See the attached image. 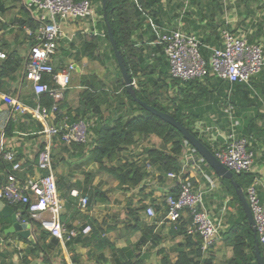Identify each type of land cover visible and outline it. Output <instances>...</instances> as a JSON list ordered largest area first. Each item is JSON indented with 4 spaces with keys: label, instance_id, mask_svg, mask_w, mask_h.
Returning a JSON list of instances; mask_svg holds the SVG:
<instances>
[{
    "label": "crops",
    "instance_id": "crops-1",
    "mask_svg": "<svg viewBox=\"0 0 264 264\" xmlns=\"http://www.w3.org/2000/svg\"><path fill=\"white\" fill-rule=\"evenodd\" d=\"M25 1L0 0V50L7 55L14 53L16 59L20 61L19 69L15 74L0 76V157L4 163H12L11 174L19 182H24L29 177L39 174L37 169L38 155L44 145L43 125L27 113H15L11 106L4 101L6 98L12 99L28 109L37 105V96L33 92L32 84L27 82L24 76L25 62L33 45L31 34L28 33L29 28L21 24L26 22L27 15L32 16ZM88 1L94 12L92 17L82 20H69L60 24L63 37L58 42V52L53 58V66L59 70L64 69L69 64L75 67L70 79L74 83L69 85L61 103L62 117L66 116L68 111H74L79 107L81 95L86 89L82 84L83 79L88 78L87 80H89L93 77L95 81L104 83L105 88L99 90V94L103 98V103L99 106L101 119L99 120L97 117L91 119L98 123V121L113 120L109 118L114 117L118 110H121L116 105L115 98L121 100L118 103L121 102L122 105L127 103V99L121 89L116 92L113 91L116 71L113 68L114 61L111 54L109 59L112 60L110 67L113 70L109 75L101 73L103 58L98 50L105 43V36L102 37L105 33L101 25L102 17L99 11L104 2L103 0ZM162 5L163 15L160 19L162 26L151 24L155 28L152 30L156 31L157 39L160 29L195 34L200 39V43H204V45L202 44L203 47L211 52L212 49L221 48L220 31L227 28L234 35L243 37L247 43L260 45L264 49V0H198L192 5H189V0H163ZM91 37L95 38L98 43L94 56H99L102 62L90 61L83 54L82 46ZM147 40L148 36H143L141 40L137 41V47L141 43H146ZM72 43L73 47H70ZM241 84L247 85L248 91L251 93L247 98L245 89L235 90V112H238L240 119L252 121L253 135L248 139L246 138L248 141L251 139L255 141L253 145L254 162L250 173L255 175L254 183H256L258 197L264 205V119H260V116L264 114V69L248 83ZM134 86L135 82H133ZM209 91H211L210 87ZM95 95H98V91L95 92ZM211 97L212 99L201 105L204 111L200 115L203 119L201 121H206V123L211 121L209 124L211 126L204 128L203 122H199L195 128L201 134L208 133L211 135V140H215L217 137L223 143L232 130L238 137L239 135L243 137L239 131L240 125L234 119H230L231 127L228 133L229 127L225 122V114L228 115L231 108L228 106L223 108L219 105V98L216 93H213ZM9 124L10 128L8 127ZM93 138L90 130L89 143ZM223 143L222 145H224ZM88 144L84 145L83 150H72L54 140L51 148V168L56 185L57 181L60 180V184L64 183L65 187L63 192L59 191L57 186L58 195L63 204L67 201L66 198L62 197L63 195L77 197L87 187L85 184L88 180H86L87 176H89L87 184L103 193V201L98 202L88 211L79 209V213L75 214L72 210L66 211L64 205L60 215L64 217V224L76 228L86 224L87 219L89 221L94 220L99 225L102 238L107 239L108 243L116 249L130 254L133 257L132 262L135 261L134 256L137 254L145 255L147 253L145 264H174L179 245L183 244L184 239L174 233L172 224L166 221L161 213H154L153 218H149L146 212L140 214V218H144V226L140 230L128 231L125 228V223L128 221L126 209L129 203L138 206L140 201L143 203H148L150 200L161 201L164 197L169 196L176 185V181L167 177L160 184L150 177L136 189L128 192L119 190L117 183L100 172L97 166L93 164L85 166L84 161L88 158ZM159 144L160 141L154 137L140 140L135 147L130 149V153L137 156L142 153L143 149L158 147ZM187 152L189 154L188 149L185 153ZM6 153L14 155L12 161L3 158L2 155ZM194 155L197 160L201 159L196 151ZM183 157L181 158V166L184 162ZM150 172L155 176L158 174L155 170H150ZM7 173L8 171L5 172L0 166V180L5 175L7 176ZM184 177L190 181L195 190L202 193L204 210L215 225L219 226L217 238L209 250L201 249L203 258L210 256L214 259L215 264H225L231 258L232 252L231 248L224 243L223 233L228 228V222L236 217L238 206L227 194L222 178L210 169L204 160L200 163V169L193 165L185 167ZM142 188L144 190L140 192ZM2 217L0 214V228ZM188 220L189 218L183 215V222H188ZM9 222L11 226L10 218ZM149 228L152 231H150L147 243L142 245L140 252L136 251V246L139 244L144 231ZM27 249V244L19 242L14 233L4 232L2 234L0 232V253L5 255V258L0 257V264H20V255H10V253L14 250L24 252ZM28 261V264H43L39 259L28 258ZM60 262L65 264H114L109 247L96 249L88 241L73 243L70 246L60 244L58 252L52 256L51 263L60 264Z\"/></svg>",
    "mask_w": 264,
    "mask_h": 264
},
{
    "label": "trees",
    "instance_id": "trees-1",
    "mask_svg": "<svg viewBox=\"0 0 264 264\" xmlns=\"http://www.w3.org/2000/svg\"><path fill=\"white\" fill-rule=\"evenodd\" d=\"M196 1L198 0H189V5H192ZM162 2L163 0H106L103 3L99 14L102 17L101 25L105 33L104 40L108 44L109 52L116 66V79L113 82V91L116 92L121 89L127 99V103L122 105L121 102L118 103L121 100L115 98L114 101H117L116 105L121 110H118V113L114 117L109 118L113 120L98 121V123L94 122V120L92 121V117L101 119L99 106L103 103V98L99 94V90L105 88V86L101 81H95L91 77L89 80H87L88 78L82 80L83 87L86 89L81 95L79 107L74 111L66 113L70 122L84 119L92 123L90 130L94 138L87 145L88 158L84 161L85 166L92 164L97 166L100 172L106 174L117 183L119 190L125 192L140 187L150 177L161 184L168 174L178 175L181 172V158L187 149L193 148L183 139L181 133L168 123L146 111L126 92L114 52L109 42L107 26L110 27L117 49L121 52L124 59L127 73L132 81L135 82V86L133 87L134 95L141 102L174 118L214 154L215 151L223 146V141L217 137L215 140H211V135L208 133L201 134L195 127L197 123L203 122L200 115L204 109L201 105L212 99L213 96L211 97V95L216 93L219 98V105L223 106V108L227 106L231 108L229 114H225V122L229 127L228 133L231 127L230 119H234L240 125L239 131L242 133V138L248 139L253 135L252 121L249 120L248 122V119H240L238 112H235V90L245 89V94L248 98L251 92L248 91L249 87L247 85L221 80L210 75L202 80L190 81L175 80L169 76V67L164 55L163 45L159 43L151 27V24L162 26L160 22L161 15H163ZM29 15H27L26 22L21 24L29 28L33 39L32 47H34L37 44L35 36L39 24ZM143 36H148V40L137 47V41L141 40ZM198 40L200 42L199 38ZM202 44L204 45V43H200V53L208 65L211 52L206 50ZM70 47H73V43L70 44ZM82 47L83 54L90 61L102 62L99 56H94V52L98 47L95 38L91 37ZM19 66L20 61L16 59L14 53H9L6 60L0 64V76L4 77L15 74ZM58 70V68H55V71ZM42 80L43 82H50V76L44 75ZM51 85L54 86L52 83ZM209 87L211 91H209ZM96 91H98V95H95ZM36 100L38 105L44 106L47 109L52 105V100L46 94L38 95ZM123 106L125 107L123 108ZM61 109L62 106H60ZM61 118L62 115L58 116V119ZM260 119H264V114L260 116ZM210 123L211 121H207V123L206 121L203 122L204 128L211 126L209 125ZM8 127L10 128V124ZM150 137H154L160 141L158 147L145 148L141 154L137 156L131 155V148L135 147L140 140H147ZM58 142L61 143L60 141ZM248 142H251L249 143V149L253 150L255 141L251 139ZM64 146L72 150H83L85 148L84 145L75 144ZM204 163L207 164L205 161ZM0 166L5 172L8 171L9 174L7 173V176L12 175V163L6 164L2 157H0ZM150 170H155L158 174L155 176L151 174ZM232 175V181L222 179L227 189V194L232 197L233 202L238 206L236 217L228 222V228L223 233L224 243L227 247L231 248L232 252L231 258L225 264H257L255 246L258 238L257 235L256 238L254 237L252 229L247 224V219L233 185L235 183L246 197V191L253 185L255 175L250 172ZM5 176L0 182L4 181L7 177ZM86 180L85 184L87 187L77 197H71L70 195L62 196L67 199V203L65 202L64 204L66 211L72 210L75 214H78V200L83 196L88 197L87 211L98 202L103 201V193L87 184L89 176L86 177ZM57 186L59 191H65L64 183L60 184V180L57 181ZM143 190V188L140 189V192H143ZM178 192L179 187L176 183L169 195L176 197ZM9 206L15 214L21 213L23 218L27 217L26 206ZM149 207L153 209L155 214L161 213L162 217L166 216L168 207L165 197L161 201L150 200L148 203L140 201L138 206H133L132 203H129L126 209L128 221L125 223V228L128 231L140 230L144 226V218H140V214L144 213ZM183 215L189 218L188 222H183ZM2 218L0 232L3 234L10 227V222L9 218ZM60 222L64 224V217L60 216ZM190 223L191 219L187 212L182 213L176 222L171 223L172 229L175 231L174 233L184 239L183 244L179 245L177 259L174 264H215L212 257L203 258L201 251L202 240L197 234L189 233ZM64 225L67 229H76L79 232L86 226L90 227L87 235L79 234L75 239L66 243V246L88 241L96 249L109 247L114 264H145L147 253L145 255L137 254L134 256L135 261L132 262L131 259L133 257L130 254L128 255L124 251L116 249L108 243L107 239L102 238L99 225L94 220L89 221L87 219L86 224L76 228L67 224ZM33 229L38 236L35 244L32 245L17 237L19 242L27 244L28 249L24 252L14 250L10 255H20V264H28V258L33 260L39 259L43 264H52V256L58 252V248L60 247L59 241L51 237L49 233L43 231L37 223L33 222ZM150 231H152L150 228L144 231L139 244L136 246V251L140 252L142 245L147 243ZM259 251L264 258V252L260 246ZM0 257L5 258V255L0 253ZM60 264L65 263L60 262Z\"/></svg>",
    "mask_w": 264,
    "mask_h": 264
},
{
    "label": "built area",
    "instance_id": "built-area-1",
    "mask_svg": "<svg viewBox=\"0 0 264 264\" xmlns=\"http://www.w3.org/2000/svg\"><path fill=\"white\" fill-rule=\"evenodd\" d=\"M25 4L39 24L35 36L37 44L30 49L25 62V80L32 84L36 96L48 95L52 105L47 109L37 104L36 107L28 109L15 100L8 98L4 100L15 113H27L43 125L44 145L38 155L39 174L29 177L24 182H19L13 175H8L0 182V201L7 205L26 206L27 217L23 218L21 213H17L15 214L17 221L27 224L31 229L33 222L37 223L60 244L66 245L79 234L87 235L90 227L86 226L79 232L76 229H67L60 222L64 204L58 195L52 173L51 148L54 140L67 146L88 144L92 123L84 119L70 122L65 116L58 119L62 113L60 106L74 67L69 64L64 69L55 71L52 60L57 54L58 42L63 37L60 24L69 20L88 19L94 12L88 0H26ZM160 30L158 41L163 45L169 76L172 79L202 80L210 75L229 82L248 83L264 69L263 47L247 43L243 37L234 35L227 28L221 29L222 46L219 49H212L208 65L200 53V42L195 34H186L178 30ZM28 33L31 34L30 31ZM6 58L7 54L0 50V64ZM44 75L50 76V82H43ZM188 150L189 154L184 153L181 172L178 175H167L176 181L179 192L176 197L171 195L166 197L168 210L165 219L174 223L182 213L187 212L191 219L189 233L197 234L202 240V250H207L216 240L219 226L215 225L204 210L202 193L195 190L190 181L184 179L185 167L193 165L200 169V163L203 161L202 158L198 160L195 158L194 149ZM213 155L229 172L236 175L250 172L254 162V152L249 149L248 140L238 137L233 130L227 135L224 145ZM2 156L7 161H12L14 157L12 153ZM246 201L253 217L259 246L264 252V205L258 197L256 183L247 189ZM87 203V196L79 198L78 208L86 211ZM145 212L149 218L154 217L151 207Z\"/></svg>",
    "mask_w": 264,
    "mask_h": 264
},
{
    "label": "water",
    "instance_id": "water-1",
    "mask_svg": "<svg viewBox=\"0 0 264 264\" xmlns=\"http://www.w3.org/2000/svg\"><path fill=\"white\" fill-rule=\"evenodd\" d=\"M103 2L105 3L106 0H103ZM107 33H108L109 42L114 52V56H115V59H116V62H117V65L120 71L122 82L126 89V92L129 95H131L134 101L137 104H139L142 108H144L146 111L158 117L162 121L168 123L170 126L175 128L179 133H181L183 139L198 153V155L208 164V166L212 170L215 171V173L219 177H221L222 179H228L232 181L233 179L232 173L229 172L223 165H221L220 162L215 158V156L197 138H195L187 129H185L179 122H177L171 116L154 109L153 107L145 104L144 102H141L139 99L136 98V96L134 95V91H133L132 79L127 73L124 59L121 55V52L117 49L116 43L114 41V38H113L111 29L109 26H107ZM233 185L238 195L244 215L247 219V224L252 229L253 235L256 238V230L254 227V221H253L250 208L246 201V197L243 191L240 188H238V186L235 183H233ZM0 214L3 217H9L11 219V226L5 231V233H14L17 237H19L23 241H26L32 245L35 244V242L38 240V236L36 235L35 231L31 229L27 224L20 223L19 221H17L16 215L11 209V207L1 201H0ZM255 259H256L257 264H264V258L262 257L259 251L258 242L255 246Z\"/></svg>",
    "mask_w": 264,
    "mask_h": 264
},
{
    "label": "rangeland",
    "instance_id": "rangeland-1",
    "mask_svg": "<svg viewBox=\"0 0 264 264\" xmlns=\"http://www.w3.org/2000/svg\"><path fill=\"white\" fill-rule=\"evenodd\" d=\"M98 51L102 55V58H103V66L101 65V73L109 75L111 73V70H113V69H111V67H110L111 66L110 61H112V60L109 59L110 58V52H109L108 44L106 41H105L104 45L100 46ZM105 55H107L108 57L106 58ZM113 65H114L113 66L114 71H116V66L114 63H113ZM73 83L74 82L71 80L70 85H73ZM150 144H152V143L150 142Z\"/></svg>",
    "mask_w": 264,
    "mask_h": 264
}]
</instances>
